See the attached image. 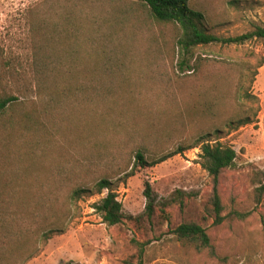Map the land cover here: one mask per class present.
Masks as SVG:
<instances>
[{
  "label": "rangeland",
  "instance_id": "obj_1",
  "mask_svg": "<svg viewBox=\"0 0 264 264\" xmlns=\"http://www.w3.org/2000/svg\"><path fill=\"white\" fill-rule=\"evenodd\" d=\"M62 5L79 29L57 44L51 80V0H0V97L18 99L0 117V254L11 258L34 240L22 264H140L145 243L143 264H264V196L255 195L264 172V41L197 47L187 68L180 27L154 19L142 0H60L52 8ZM190 7L222 39L264 28V0ZM247 116L253 124L228 128ZM209 134L239 155L220 178V225L208 211L213 183L200 148H191ZM180 148L189 149L174 155ZM139 150L150 164L173 156L129 177ZM104 177L123 205L125 220L114 227L95 210L108 190L71 199ZM146 185L156 199L152 219L143 216ZM185 222L206 229L215 256L176 239Z\"/></svg>",
  "mask_w": 264,
  "mask_h": 264
},
{
  "label": "trees",
  "instance_id": "obj_2",
  "mask_svg": "<svg viewBox=\"0 0 264 264\" xmlns=\"http://www.w3.org/2000/svg\"><path fill=\"white\" fill-rule=\"evenodd\" d=\"M60 0H51V80L54 79L57 74L53 69L55 63H59L58 53L59 47L57 44L64 43L65 39L71 38L73 31L71 29L78 28L77 21L73 17V11L68 9L67 6H59L52 8L54 2ZM144 6H146L154 19L159 22L173 23L180 27L181 36L178 40V47L181 55L183 56L182 66H187L186 61L188 56H193V50L197 47L209 46L217 43L224 45H243L251 40L264 41V28L257 27L252 33L247 35L238 36L235 38L222 39L212 34L207 26L206 17L203 13L195 11L190 7L191 0H142ZM79 29V28H78ZM52 45L56 47V57L53 58ZM262 67V65H261ZM243 99L248 102L258 104L259 99L254 97L250 93L243 94ZM18 99L14 96L0 97V117H2L10 109L13 103ZM207 107V106H206ZM209 109V107H207ZM253 124V119L250 116L240 119L238 121L232 120L228 123L230 130H237L243 126ZM216 134H220L221 130L215 131ZM211 135H203L198 139V143L195 147L200 148L199 164L202 169L208 173L213 183V192L210 197L209 209L211 218L214 219L216 225H220L224 222L223 216L224 205L222 203L220 195V178L224 171L233 169L237 165L239 155L232 147L224 146L221 143H214L211 139ZM189 148H180L174 155L183 154ZM173 156V155H172ZM172 156H163L160 159L154 160L151 164L145 158V152L139 150L135 156V166L132 172L127 176L133 177L135 169H145L149 166H156L157 164L167 161ZM255 181L260 187L255 189V195L258 201H261L264 196V172H257ZM105 190H108V195L95 206V210L100 214L103 222L110 227L120 225L125 220L123 213V205L118 200V193L115 189V185L111 178H101L93 189L77 187L72 191L71 199L78 203L85 197H93L95 195H101ZM145 197L147 198L146 211L143 215L148 219H152L156 211V199L152 188L146 185ZM33 223V222H32ZM25 231V230H24ZM49 238L53 236L54 231H50ZM173 235L184 246L193 248L197 252L209 251L212 256H215V249L206 229L195 222L182 223L177 229L174 230ZM139 246V261L140 264L144 262V252L146 244H138ZM37 247L36 242L24 241L20 250L7 258V253L4 251L0 254V264H7L8 259H14L17 264H22L29 255Z\"/></svg>",
  "mask_w": 264,
  "mask_h": 264
}]
</instances>
